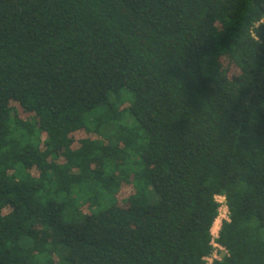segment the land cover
Returning <instances> with one entry per match:
<instances>
[{
  "label": "trees",
  "instance_id": "trees-1",
  "mask_svg": "<svg viewBox=\"0 0 264 264\" xmlns=\"http://www.w3.org/2000/svg\"><path fill=\"white\" fill-rule=\"evenodd\" d=\"M216 196L264 264V0H0V264H205Z\"/></svg>",
  "mask_w": 264,
  "mask_h": 264
},
{
  "label": "rangeland",
  "instance_id": "rangeland-1",
  "mask_svg": "<svg viewBox=\"0 0 264 264\" xmlns=\"http://www.w3.org/2000/svg\"><path fill=\"white\" fill-rule=\"evenodd\" d=\"M128 191H129V189H128ZM215 198L219 202L218 215H217L218 225L215 226L214 228H211V234L212 235H215L217 233L219 225H220V221L223 219H227V208L225 206L224 198L222 196H216ZM220 252H224V250H222V249L217 250L216 255L219 257H220Z\"/></svg>",
  "mask_w": 264,
  "mask_h": 264
},
{
  "label": "built area",
  "instance_id": "built-area-1",
  "mask_svg": "<svg viewBox=\"0 0 264 264\" xmlns=\"http://www.w3.org/2000/svg\"><path fill=\"white\" fill-rule=\"evenodd\" d=\"M216 237H217V233L215 235H212L211 245L213 248H212L211 253L208 256L204 257L205 264H211L213 259L219 258V256L216 255L217 250L222 249L225 252V249L218 242H216V240H215Z\"/></svg>",
  "mask_w": 264,
  "mask_h": 264
},
{
  "label": "bare ground",
  "instance_id": "bare-ground-1",
  "mask_svg": "<svg viewBox=\"0 0 264 264\" xmlns=\"http://www.w3.org/2000/svg\"><path fill=\"white\" fill-rule=\"evenodd\" d=\"M218 225V223H217V217H216V219L214 220V222H213V224H212V227L211 228H214L215 226H217Z\"/></svg>",
  "mask_w": 264,
  "mask_h": 264
},
{
  "label": "clouds",
  "instance_id": "clouds-1",
  "mask_svg": "<svg viewBox=\"0 0 264 264\" xmlns=\"http://www.w3.org/2000/svg\"><path fill=\"white\" fill-rule=\"evenodd\" d=\"M221 222V221H220Z\"/></svg>",
  "mask_w": 264,
  "mask_h": 264
}]
</instances>
